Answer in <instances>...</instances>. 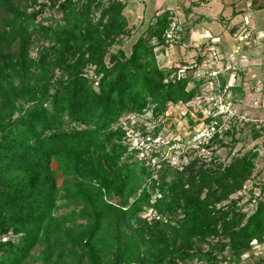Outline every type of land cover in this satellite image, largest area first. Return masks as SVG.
I'll use <instances>...</instances> for the list:
<instances>
[{"label":"trees","instance_id":"1","mask_svg":"<svg viewBox=\"0 0 264 264\" xmlns=\"http://www.w3.org/2000/svg\"><path fill=\"white\" fill-rule=\"evenodd\" d=\"M48 2L0 0V264H240L254 240L264 243L257 149L207 166L201 151L230 146L232 155L238 144L237 125L225 130L215 109L198 111L215 131L183 152L187 163L174 165L157 142L178 104L194 126L191 103L208 83L215 96L228 88L243 98V87L228 86L234 72L197 77L202 47L192 64L161 67L157 50L189 38L170 11L127 54L126 2ZM48 8L61 18L38 20ZM173 27L182 37L171 41ZM147 113L150 131L120 122ZM250 123L252 138L263 136ZM138 133L143 141L132 146Z\"/></svg>","mask_w":264,"mask_h":264},{"label":"rangeland","instance_id":"2","mask_svg":"<svg viewBox=\"0 0 264 264\" xmlns=\"http://www.w3.org/2000/svg\"><path fill=\"white\" fill-rule=\"evenodd\" d=\"M123 2H126L128 5L129 3H132V6L128 8V10H125V13L128 16H131L129 21V28L133 31L134 37L130 40L125 39L123 49L126 51L127 54L131 53V47L135 43V41L140 37L143 32L147 29L150 18L154 14L153 10L155 11L156 8H158L160 5L158 2L156 3V0L151 1L150 3H147L148 9L143 15L142 13V6L139 4L138 0H122ZM227 1V0H226ZM45 2L49 3L48 0H39V3ZM136 5V6H135ZM132 9V10H131ZM134 9V10H133ZM144 10V9H143ZM179 12V20L177 21L180 23V27L185 29L186 24L185 17L182 12H180V9H177ZM176 12V11H175ZM200 14H206V17H217L219 15H223V18L225 16V19L228 18L231 10L228 7L225 12H223V5L219 3V0L213 1L207 8H201L198 11ZM159 14V13H158ZM248 19L250 16H252L253 12L247 13ZM3 14H0V20L2 19ZM49 17H55L56 19H60L61 15H58L54 10L48 8L46 12L38 19H46ZM245 15H239L236 20L241 19L244 20ZM154 18V17H153ZM178 18V17H177ZM176 20V19H174ZM202 24H200L201 28H207L210 30L213 35H217L219 40L222 41V37L224 36L222 34L224 30L223 24H220L219 21H206L205 17L203 20H201ZM250 23V21H249ZM45 24H50V22H45ZM178 26V24L176 23ZM175 26V25H174ZM219 30V31H218ZM225 37V36H224ZM177 46V45H176ZM173 48L168 49L165 54L161 53L162 50H157L159 65L161 67H171V66H180L181 62L179 61V57L177 56L176 51H172ZM116 51V49H115ZM114 51V52H115ZM240 53V52H239ZM189 55V54H188ZM238 55V54H237ZM32 56L34 57L35 54L33 53ZM186 56V55H184ZM195 57V56H194ZM194 57L187 59L185 63L192 64L194 61ZM193 59V60H192ZM208 59V58H207ZM211 59V55L209 57V60ZM240 61V63L238 62ZM238 61L233 62L235 65L234 72L237 73L244 72L246 73L247 80L245 81V84H248L243 86L246 90H244V99H237V101L232 100L233 94L231 92H228L225 96H215L214 94V84L212 82L208 83L205 87H203L202 91L204 93V98L202 100L195 99L192 107V113L191 118L194 122V126L190 124L189 117L185 116L186 113L189 111V107L184 106L183 104H178L174 106L169 112H167L168 121L165 122V128L162 131V134L159 136L160 138L157 140L158 143H163L165 145V153H167V156H169V159L171 162L176 165H183L187 163V160L180 159L179 157L183 154V152H186L188 149L191 148H197L199 145V142L208 135L209 132V126L204 122V118H199L198 111L203 110L202 114L204 117L208 116L209 113H211L214 109L217 111V113L224 115V122L226 129L229 128V123H233L232 125H237V134L235 138L238 140V144L232 149V155L230 154L231 147L227 146L224 148H215L214 154H212V151H201L200 154H202V158L204 162L211 166V163L213 162V156L217 158L216 163H223V164H229L231 161V158L235 155H242L243 153L252 150L257 149V151L260 154V159L257 160V168L260 170L261 168L264 169V133L263 136H260L258 139L252 138V127L250 126V122H246L245 119L252 118V119H261L264 120V88L261 91H257V89H252V87L256 86L255 84H251L253 81H257L258 76L257 72L259 70V73L264 77L263 68H256V66H251V64L254 62L253 57H243V54H241L240 59ZM232 63V61H231ZM208 63L204 64L202 68H200L196 72L197 77H205L210 74L207 73L209 71L208 65L211 66L209 68L218 70L224 77L227 76V74H224L225 66L223 68V65L220 66L216 60L210 61ZM254 64V63H253ZM252 64V65H253ZM255 65V64H254ZM185 67H183V70ZM228 71V70H227ZM235 72V73H236ZM236 75V74H235ZM238 76V74H237ZM235 77L237 79L238 77ZM241 77V76H240ZM233 79L232 77H230ZM208 80V79H207ZM235 81V80H234ZM233 81L229 80V87H232ZM241 84L239 82H235L233 85ZM193 87V86H191ZM246 91V92H245ZM261 106L263 108H261ZM226 113V114H225ZM244 118V119H243ZM125 127V129L130 128L131 124H142L146 125L147 129L150 131L153 129V123L151 121V113H147L144 116H135V115H126L122 118L120 121ZM250 123V124H249ZM130 135H132V132H130ZM130 137V136H129ZM142 136L138 133L134 136L130 137L129 140L132 143V146H138L139 143L143 141ZM232 140L231 137L227 138V143H230ZM161 141V142H159ZM177 143V144H174ZM259 163V164H258ZM54 168H56V164L53 165ZM264 173V170H263ZM264 178V174L262 175ZM58 181L61 185L63 182L62 175L59 173L58 175ZM246 189L240 194L245 195L248 193V190H252L251 183H248L245 187ZM259 193V191H256ZM247 199L245 200V202ZM71 208L63 209L61 210L60 214L69 213ZM147 216H151V212L147 214ZM193 264H196L194 262Z\"/></svg>","mask_w":264,"mask_h":264},{"label":"crops","instance_id":"3","mask_svg":"<svg viewBox=\"0 0 264 264\" xmlns=\"http://www.w3.org/2000/svg\"><path fill=\"white\" fill-rule=\"evenodd\" d=\"M151 1L153 0H138L139 4L142 6L143 15L145 14L144 11L148 9L147 3H150ZM213 1L216 0H156V3L158 2L160 6L156 8L155 11L153 10L154 14L149 20L151 22L155 15L158 16L165 11L172 12L176 21L177 19H180L177 9H180V12L184 14L186 22L184 25L186 26L184 31L189 37L188 40L184 42V44L186 43L187 47H185V45L181 47H174L172 49V51H176L180 62H184L187 59L196 56L198 51H200L198 49L200 46L204 49L205 53L208 52L210 55L214 51L221 53L222 62L219 63V65H223V68L225 66L226 72H224V74L229 75L231 72H234L233 67H235V65H233V62L238 61L241 54H243V57H253V63L255 65L252 63L253 65L251 64V66H256L257 69L263 68L262 70L264 72V40L259 41V45H257L255 42H252L248 45L237 42V39L234 36L238 29L243 25V21L241 19L236 20L237 17L242 14L248 18V12H253L252 16L249 18V29H252V31H264V0H219V3L223 5V12H225L228 7L231 10L227 19H225V16L223 18V15H219L217 17L211 16L209 18L206 17L207 15L205 13L202 15L198 12L203 7L207 8ZM132 4L133 2L129 3L125 10L127 11L128 8L132 6ZM125 15L128 20L131 18V16H128L126 13ZM204 17L206 21H219L220 24H223L224 30L222 34L225 37H222V41L219 40L217 35H213V33L207 28L200 27V24H202L201 20H203ZM237 47H242V50L238 55L235 54ZM238 62L240 63V61ZM244 71L240 73L235 71L236 73L234 72L232 74L231 77L233 79H231V81H233V84L240 81L241 84L236 86H248V84H245V81H243L247 80L246 73ZM259 71L257 72V81L264 83V77L259 73ZM236 76L238 77L237 79H235ZM257 81H253L251 84H255ZM233 84L232 86H234ZM244 90L246 89L243 87V92ZM233 97L234 94L232 98ZM236 98H239V96ZM240 99H244V96ZM261 108L263 107L261 106Z\"/></svg>","mask_w":264,"mask_h":264},{"label":"built area","instance_id":"4","mask_svg":"<svg viewBox=\"0 0 264 264\" xmlns=\"http://www.w3.org/2000/svg\"><path fill=\"white\" fill-rule=\"evenodd\" d=\"M180 29L176 28V27H173L172 32L169 33L168 36H167L168 39L171 40V41L180 39L182 37V35H180L178 33V30H180ZM234 36L237 39V42H239V43H244V44H248L249 45L252 42H255L257 45H259V41L264 40V31H252V29H249V19L247 17H245L244 20H243V25L238 29V31L235 33ZM198 49L201 51V47L200 46L198 47ZM241 50H242V47H237V50H236L235 54H239V52H241ZM207 55L210 57L209 53H207ZM221 56L222 55H221L220 52L214 51L211 54V59L209 60V58H208L206 60L205 64L206 63L209 64V62L213 61V60H216V62L221 63L222 62V57ZM209 67H211V66L208 65L209 71H207V73L210 74L209 77H217L220 74L221 71L219 72L218 70H214V69H211L212 67L211 68H209ZM184 70L181 71V75L183 77L185 76ZM263 88H264V83H261L260 81H257L255 87H252V89H254V90L257 89V91H261ZM227 92H228V88H226L224 90V94H228ZM216 115H223V114L217 113ZM245 121L246 122H252L254 124V130L255 131H260L261 133H264V120L248 118V119H245ZM224 129L226 130V127ZM214 131H215V127L211 126V128H210V126H209L208 135L209 136L212 135V133H214ZM220 132H222V131H220ZM261 170L263 171L264 169L261 168L260 170H257L258 172H256V175L259 172H261ZM263 179H264L263 177H259L258 176V181L259 180H263ZM249 183H251V186L254 187V183H252V182H249ZM245 187H246V185H245ZM254 190H255V192L259 191V189H254ZM256 194L260 195V191H259V193L256 192ZM255 201L256 200H254V203H255ZM252 255L257 256V257L258 256H264V243L261 244L258 241H253L252 242L251 251L248 252L247 254H245L244 256H242V261H241L240 264H246V261L248 259H250V257Z\"/></svg>","mask_w":264,"mask_h":264},{"label":"clouds","instance_id":"5","mask_svg":"<svg viewBox=\"0 0 264 264\" xmlns=\"http://www.w3.org/2000/svg\"><path fill=\"white\" fill-rule=\"evenodd\" d=\"M186 114H187V113H186ZM185 116H186V115H185ZM211 136H212V135H210V136L207 135V137H211ZM257 170H258V168L256 169V172H258ZM263 174H264V173H263ZM263 180H264V179H263ZM250 182H251V181H250ZM248 183H249V182H248ZM248 183H247V184H248ZM252 183H253V182H252ZM247 184H246V185H247ZM254 241H257V240H254ZM259 243H260V242H259ZM261 244H262V243H261ZM251 246H252V243H251Z\"/></svg>","mask_w":264,"mask_h":264}]
</instances>
